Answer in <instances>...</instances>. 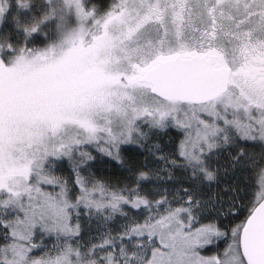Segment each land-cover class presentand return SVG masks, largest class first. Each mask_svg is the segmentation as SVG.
Masks as SVG:
<instances>
[{
    "label": "snow or ice",
    "instance_id": "snow-or-ice-1",
    "mask_svg": "<svg viewBox=\"0 0 264 264\" xmlns=\"http://www.w3.org/2000/svg\"><path fill=\"white\" fill-rule=\"evenodd\" d=\"M41 10L0 38V264H264V0Z\"/></svg>",
    "mask_w": 264,
    "mask_h": 264
},
{
    "label": "trees",
    "instance_id": "trees-1",
    "mask_svg": "<svg viewBox=\"0 0 264 264\" xmlns=\"http://www.w3.org/2000/svg\"><path fill=\"white\" fill-rule=\"evenodd\" d=\"M91 2H96L101 4L102 7H106L110 0H89V3ZM44 3L45 0H33L30 9H21L17 0H8L3 23H0V38H7L13 43H22L25 39V33L16 26L17 23H30L34 17L42 15L41 6ZM55 24V21L48 22L41 25V28L51 36L54 35ZM42 41H45L44 34L36 33L29 38V45L31 46L35 43L37 46H43Z\"/></svg>",
    "mask_w": 264,
    "mask_h": 264
},
{
    "label": "rangeland",
    "instance_id": "rangeland-1",
    "mask_svg": "<svg viewBox=\"0 0 264 264\" xmlns=\"http://www.w3.org/2000/svg\"><path fill=\"white\" fill-rule=\"evenodd\" d=\"M4 2V0H0V3H3ZM7 3H8V0H7ZM71 19V21L74 23L75 22V19H74V17H72V18H70ZM55 28H56V24H55ZM54 33H55V31H54Z\"/></svg>",
    "mask_w": 264,
    "mask_h": 264
}]
</instances>
